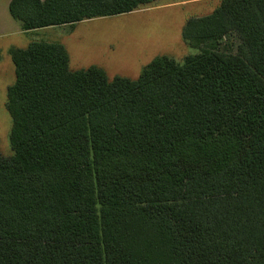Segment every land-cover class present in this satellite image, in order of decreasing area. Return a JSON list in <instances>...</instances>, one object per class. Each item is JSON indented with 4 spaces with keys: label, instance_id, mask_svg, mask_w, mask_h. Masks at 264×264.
<instances>
[{
    "label": "trees",
    "instance_id": "16d2710c",
    "mask_svg": "<svg viewBox=\"0 0 264 264\" xmlns=\"http://www.w3.org/2000/svg\"><path fill=\"white\" fill-rule=\"evenodd\" d=\"M157 0H10L24 32ZM196 55L136 81L12 48L14 155L0 154V264H264V0L188 19Z\"/></svg>",
    "mask_w": 264,
    "mask_h": 264
},
{
    "label": "rangeland",
    "instance_id": "374dc122",
    "mask_svg": "<svg viewBox=\"0 0 264 264\" xmlns=\"http://www.w3.org/2000/svg\"><path fill=\"white\" fill-rule=\"evenodd\" d=\"M221 0H157L135 15L96 19L78 25L50 27L33 33L21 32V24L9 12L10 0H0V154L12 157V120L7 111V91L16 82L10 50L26 49L34 42L63 44L70 56V69H103L110 80L133 81L158 57L182 63L199 50L183 38L188 19L210 15Z\"/></svg>",
    "mask_w": 264,
    "mask_h": 264
},
{
    "label": "crops",
    "instance_id": "0c3cea01",
    "mask_svg": "<svg viewBox=\"0 0 264 264\" xmlns=\"http://www.w3.org/2000/svg\"><path fill=\"white\" fill-rule=\"evenodd\" d=\"M137 13H138V11L132 13L131 15H135V14H137ZM93 21H95V20H93ZM89 22H90V21H89ZM85 23H87V21H86V22H83V23H80V24H77V25H73V26H71V25H66V26H69V27H71V28H74V27H76V26H78V25H82V24H85ZM20 29H21V27H20ZM21 32H22V33H25V34H29V33H33L34 31H32V32H24V31H22V29H21Z\"/></svg>",
    "mask_w": 264,
    "mask_h": 264
}]
</instances>
